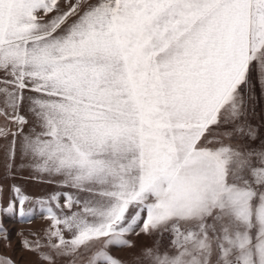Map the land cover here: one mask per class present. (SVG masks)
<instances>
[{
    "label": "snow or ice",
    "instance_id": "obj_1",
    "mask_svg": "<svg viewBox=\"0 0 264 264\" xmlns=\"http://www.w3.org/2000/svg\"><path fill=\"white\" fill-rule=\"evenodd\" d=\"M0 154L35 264H264V0H0Z\"/></svg>",
    "mask_w": 264,
    "mask_h": 264
},
{
    "label": "rangeland",
    "instance_id": "obj_2",
    "mask_svg": "<svg viewBox=\"0 0 264 264\" xmlns=\"http://www.w3.org/2000/svg\"><path fill=\"white\" fill-rule=\"evenodd\" d=\"M3 174V160H2V154H0V175ZM25 176L27 173L24 174ZM18 184H25L27 187V190L34 193H39L43 189V186H37L33 184L32 182H25L23 180H17L15 181ZM42 226V222L37 221L36 223L32 225H25V224H14L13 232H12V241H11V247H7L6 245L0 243V255L6 256L8 258H12L15 260L16 264H35L36 257L28 253L27 251L23 250L19 237L16 236V231H23L28 232L30 230L40 228ZM152 238L142 236L139 238H136V243L139 248H143L144 246H149L152 244ZM115 255L122 256L125 258L129 257V253L127 252H116Z\"/></svg>",
    "mask_w": 264,
    "mask_h": 264
}]
</instances>
